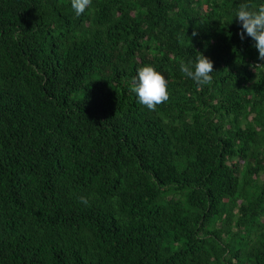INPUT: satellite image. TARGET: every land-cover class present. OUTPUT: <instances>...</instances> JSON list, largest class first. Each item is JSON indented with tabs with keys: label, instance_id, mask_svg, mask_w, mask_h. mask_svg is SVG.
<instances>
[{
	"label": "trees",
	"instance_id": "obj_1",
	"mask_svg": "<svg viewBox=\"0 0 264 264\" xmlns=\"http://www.w3.org/2000/svg\"><path fill=\"white\" fill-rule=\"evenodd\" d=\"M242 2L0 0V264H264V61L229 23ZM196 51L203 87L180 71ZM145 64L168 82L154 110L131 87Z\"/></svg>",
	"mask_w": 264,
	"mask_h": 264
},
{
	"label": "clouds",
	"instance_id": "obj_2",
	"mask_svg": "<svg viewBox=\"0 0 264 264\" xmlns=\"http://www.w3.org/2000/svg\"><path fill=\"white\" fill-rule=\"evenodd\" d=\"M91 5L92 0H71V7L77 16L84 14ZM234 18L239 24L240 39L250 37L254 41L253 47L258 50V59L264 61V0H259L256 4H253L251 0H245L233 10L229 23ZM197 35L196 31L192 32L193 37ZM196 53L197 55L192 59L180 62V71L194 81L198 87H203L213 81L214 62L202 52L196 51ZM131 87L138 103L149 110H154L157 105L169 99L168 82L165 75L151 64H145L137 69L136 76L132 78ZM81 202L85 205L88 203L83 197H81Z\"/></svg>",
	"mask_w": 264,
	"mask_h": 264
}]
</instances>
